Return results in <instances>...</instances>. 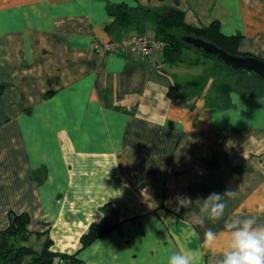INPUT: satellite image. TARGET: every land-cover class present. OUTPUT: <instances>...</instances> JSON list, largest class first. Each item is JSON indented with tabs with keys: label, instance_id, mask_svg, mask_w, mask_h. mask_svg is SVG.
I'll list each match as a JSON object with an SVG mask.
<instances>
[{
	"label": "crops",
	"instance_id": "obj_1",
	"mask_svg": "<svg viewBox=\"0 0 264 264\" xmlns=\"http://www.w3.org/2000/svg\"><path fill=\"white\" fill-rule=\"evenodd\" d=\"M141 1L0 0V230L9 213L27 214L52 252L84 264H167L181 250L216 264L224 237L205 248L208 229L222 233L233 216L264 223V94L233 90L221 109L215 63L213 94L194 92L203 61L190 50L176 63L95 54L93 43L131 30L107 29V9ZM210 8L204 19L191 11L188 24L217 20L223 35L239 36L240 54L264 60V0ZM229 188L224 217L197 223V200ZM106 207L116 226L82 248Z\"/></svg>",
	"mask_w": 264,
	"mask_h": 264
},
{
	"label": "trees",
	"instance_id": "obj_2",
	"mask_svg": "<svg viewBox=\"0 0 264 264\" xmlns=\"http://www.w3.org/2000/svg\"><path fill=\"white\" fill-rule=\"evenodd\" d=\"M154 1L162 3L165 0ZM107 11L114 19L107 28L110 31L131 28L130 31L147 34L148 28H152L154 32L152 38L163 44L162 50L158 53L167 63L181 62V57L187 50L209 58L182 42L181 37L183 36L200 38L232 55L253 56L239 54L237 51L239 36L223 35L217 20L206 26H194L186 23L185 12L176 7L156 10L140 4L136 7L118 4L109 7ZM214 63L221 75L220 82L215 87L216 99L219 100L217 102L221 109L229 107V94L233 90L254 97L264 94V83L256 76L235 72L216 61ZM104 213V218L99 223L92 224L88 232L80 238L82 248L107 234L116 226L117 212L106 207ZM28 224L27 214L9 213L8 226L0 230V264H84L75 254L52 252V241L48 234L31 232L27 228Z\"/></svg>",
	"mask_w": 264,
	"mask_h": 264
},
{
	"label": "clouds",
	"instance_id": "obj_3",
	"mask_svg": "<svg viewBox=\"0 0 264 264\" xmlns=\"http://www.w3.org/2000/svg\"><path fill=\"white\" fill-rule=\"evenodd\" d=\"M233 189L223 193L212 192L202 201L201 213L197 223L205 220L218 221L224 217L227 198H234ZM192 203L188 197L180 202ZM179 211V209H177ZM174 219V218H169ZM224 237L219 258L216 264H264V223L258 222L254 216H233L224 222L223 232L208 229L204 233L202 246L213 248L221 243ZM198 250L173 251L167 257V264H198Z\"/></svg>",
	"mask_w": 264,
	"mask_h": 264
},
{
	"label": "water",
	"instance_id": "obj_4",
	"mask_svg": "<svg viewBox=\"0 0 264 264\" xmlns=\"http://www.w3.org/2000/svg\"><path fill=\"white\" fill-rule=\"evenodd\" d=\"M181 41L212 61L219 62L235 72L252 74L264 83V60L254 56L232 55L212 43L192 36H183Z\"/></svg>",
	"mask_w": 264,
	"mask_h": 264
},
{
	"label": "rangeland",
	"instance_id": "obj_5",
	"mask_svg": "<svg viewBox=\"0 0 264 264\" xmlns=\"http://www.w3.org/2000/svg\"><path fill=\"white\" fill-rule=\"evenodd\" d=\"M141 3L147 4L148 7L152 8V9H157V10L158 9L164 10V9L172 8V7L179 8L185 12L186 23L191 22V21L193 22V18H195L194 17L195 14L198 18L204 19L205 14L207 15L210 12V10H211L210 7H213V0L211 1V3H209L207 0H178V1H176V0H165L162 3L161 2L157 3L154 0H142ZM191 11L193 13V18L191 17V14H192ZM190 55H192V54H190ZM198 57L203 62L200 64L199 68H196V70L199 71V72H197V74H200L199 75L200 79H201V73L203 74L204 84L202 85L201 82L197 81L194 84V86H195L194 92H196L195 88H197L198 86L200 87V90L202 87L206 86L207 92L205 91V93L209 92V95H211V94H213V91H212V88L209 89V86H211V83L216 84L218 82V78H216L217 75L215 72H213V68L209 69V67H211L213 65L212 60H210L208 58H204L203 56H199V55H198ZM207 69H209L210 71Z\"/></svg>",
	"mask_w": 264,
	"mask_h": 264
},
{
	"label": "built area",
	"instance_id": "obj_6",
	"mask_svg": "<svg viewBox=\"0 0 264 264\" xmlns=\"http://www.w3.org/2000/svg\"><path fill=\"white\" fill-rule=\"evenodd\" d=\"M163 44L146 33L129 31L118 41L95 42L92 50L99 57L112 54L135 53L144 60L162 50Z\"/></svg>",
	"mask_w": 264,
	"mask_h": 264
}]
</instances>
